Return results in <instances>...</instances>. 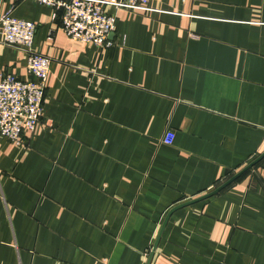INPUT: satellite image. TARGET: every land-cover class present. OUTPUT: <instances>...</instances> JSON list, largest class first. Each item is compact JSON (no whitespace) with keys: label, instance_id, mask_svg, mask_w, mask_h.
I'll return each instance as SVG.
<instances>
[{"label":"crops","instance_id":"crops-1","mask_svg":"<svg viewBox=\"0 0 264 264\" xmlns=\"http://www.w3.org/2000/svg\"><path fill=\"white\" fill-rule=\"evenodd\" d=\"M149 6H105L101 47L36 0H0L51 59L35 129L0 135V264H146L173 206L264 150V0ZM26 60L0 43V77L31 79ZM149 264H264V157L174 210Z\"/></svg>","mask_w":264,"mask_h":264},{"label":"built area","instance_id":"built-area-1","mask_svg":"<svg viewBox=\"0 0 264 264\" xmlns=\"http://www.w3.org/2000/svg\"><path fill=\"white\" fill-rule=\"evenodd\" d=\"M59 13L63 32L74 40L104 47L115 27L118 9L150 10V0H36ZM35 23L14 17L10 11L0 15V43L27 53L26 69L31 79L13 74L0 77V135L20 143L25 132L33 131L41 119L46 81L51 59L32 49ZM174 132L166 130L161 142L170 145Z\"/></svg>","mask_w":264,"mask_h":264},{"label":"water","instance_id":"water-1","mask_svg":"<svg viewBox=\"0 0 264 264\" xmlns=\"http://www.w3.org/2000/svg\"><path fill=\"white\" fill-rule=\"evenodd\" d=\"M264 157V150L256 157L254 158L253 160H251L249 163H247L244 167H242L239 171H237L236 173H234L233 175H231L226 181H224L223 183H221L219 186H217L216 188H214L213 190L201 195V196H198L194 199H190L188 201H185V202H182V203H179L175 206H173L166 214V217L163 221V224H162V227H161V230L163 229V227L165 226L166 224V221L168 219V217L170 216V214L178 209V208H181L183 206H186V205H189V204H192L194 202H197L199 200H202V199H205L215 193H217L218 191L222 190L224 187H226L227 185H229L231 182H233L235 179H237L239 176H241L244 172H246L247 170H249L253 165H255L259 160H261L262 158ZM161 230H160V233H161ZM160 233L159 235L157 236L156 240H155V243L153 244L152 246V249H151V252L147 258V262L146 264H149V261L151 259V256L156 248V245L158 243V240H159V237H160Z\"/></svg>","mask_w":264,"mask_h":264}]
</instances>
